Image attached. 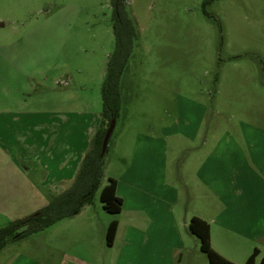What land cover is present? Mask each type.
I'll return each instance as SVG.
<instances>
[{"label": "rangeland", "instance_id": "1", "mask_svg": "<svg viewBox=\"0 0 264 264\" xmlns=\"http://www.w3.org/2000/svg\"><path fill=\"white\" fill-rule=\"evenodd\" d=\"M125 1L139 40L121 79V112L106 160L113 157L114 144L122 133L129 132V138L130 133L149 126L159 133L163 126L174 124L179 103L186 99L204 102L209 108L203 136L216 130L219 135L229 131L237 136L241 123L264 129V0ZM1 23L6 26L0 28V53L51 57L44 87L33 85L38 67L34 64L26 65L23 77L11 80L18 87V97L36 106L51 88L57 90L61 103V93L74 89L75 103L81 106L90 101L91 108L102 113L101 87L108 57L115 49L110 0H0ZM15 45H19L16 52ZM41 68L47 70L45 65ZM218 91L216 102L212 97ZM191 153L171 152L177 157L171 162V179L181 190L176 211L181 215L179 231L186 246L182 260L176 258L175 264H210L201 240L183 224V219L190 224L194 202L186 182V160ZM37 194L45 193H34V201L27 194L12 207H3L0 201V228L37 212ZM89 206L98 222L91 233L82 232L72 240L73 232L63 220L11 244L0 259L19 253L46 259L51 251H81L90 264H112L120 246H108V223L120 216L104 209L100 192ZM161 240L154 236L152 247L164 248ZM173 242L177 239H168L167 247ZM166 258L171 262L172 257Z\"/></svg>", "mask_w": 264, "mask_h": 264}, {"label": "crops", "instance_id": "2", "mask_svg": "<svg viewBox=\"0 0 264 264\" xmlns=\"http://www.w3.org/2000/svg\"><path fill=\"white\" fill-rule=\"evenodd\" d=\"M5 26L0 24V28ZM18 47H13L15 52ZM2 48L5 50L7 46ZM50 58L0 53V201L3 207L17 206L27 194L33 200L34 193H45L37 194L38 211L52 197L69 189L101 125V112L92 109L90 101L81 106L74 102V89L61 93L64 97L61 103H58L57 90L51 88L36 106L17 96L18 87L11 80L23 77L26 65L34 64L38 67L34 69L33 85L44 87L43 81H47L51 70L46 65ZM43 65L47 70L42 72ZM219 95L220 91L212 100L217 102ZM184 101L179 103L174 124L163 126L159 133L152 126L130 133L129 138V132L122 133L114 144L113 157L106 160L105 184L108 179H115L117 195L124 202L118 214L120 218L108 223L109 227L112 221L118 222L116 239L110 248L120 247L112 264H175L176 258L182 260L186 246L181 242L178 223L181 215L176 211L181 190L171 179V162L177 159L171 152L176 150L192 151L186 160V182L191 186L194 200L189 210L190 221L198 217L209 224L212 248L227 260L245 264L258 249L255 264H261L264 257V129L241 123L237 136L230 135L229 131L219 135L218 130L203 136L208 106L190 99ZM89 208L86 206L79 215L67 219L72 240L82 232L91 233L98 228ZM183 220L186 229L189 223ZM154 236L162 238L164 248L152 247ZM168 239H177V243L167 247ZM85 255L81 251H51L46 259H33L19 253L14 258L2 257L5 260L0 259V264H90ZM166 255L172 257L171 262L164 260Z\"/></svg>", "mask_w": 264, "mask_h": 264}, {"label": "trees", "instance_id": "3", "mask_svg": "<svg viewBox=\"0 0 264 264\" xmlns=\"http://www.w3.org/2000/svg\"><path fill=\"white\" fill-rule=\"evenodd\" d=\"M110 2L113 9L115 49L108 57L101 87L103 110L100 128L92 140L90 150L71 187L52 197L46 206L34 214L17 219L0 228V252L15 242L79 215L86 206L93 204L98 192H100V200L107 212L118 215L123 210V199L117 195V181L110 178L105 184L107 153L101 157V149L111 121L116 120L117 122L121 112V79L139 40V30L126 8L125 0H110ZM117 231L118 222L114 220L107 230L108 246H113ZM189 232L201 240V250L208 255L210 264H234L212 248L211 230L207 222L198 217L192 218ZM258 256L259 250L255 249L245 264H255ZM261 264H264V257Z\"/></svg>", "mask_w": 264, "mask_h": 264}, {"label": "water", "instance_id": "4", "mask_svg": "<svg viewBox=\"0 0 264 264\" xmlns=\"http://www.w3.org/2000/svg\"><path fill=\"white\" fill-rule=\"evenodd\" d=\"M115 127H116V120H112L110 123V126H109V128L105 134L104 140H103L102 149H101V157H104L106 155V153H108L109 141L113 135Z\"/></svg>", "mask_w": 264, "mask_h": 264}]
</instances>
